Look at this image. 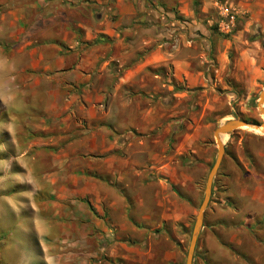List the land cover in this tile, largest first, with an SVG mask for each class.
I'll list each match as a JSON object with an SVG mask.
<instances>
[{"label": "rangeland", "instance_id": "374dc122", "mask_svg": "<svg viewBox=\"0 0 264 264\" xmlns=\"http://www.w3.org/2000/svg\"><path fill=\"white\" fill-rule=\"evenodd\" d=\"M262 93L264 0H0V262L186 264ZM261 131L227 135L193 264H264Z\"/></svg>", "mask_w": 264, "mask_h": 264}, {"label": "water", "instance_id": "95a60500", "mask_svg": "<svg viewBox=\"0 0 264 264\" xmlns=\"http://www.w3.org/2000/svg\"><path fill=\"white\" fill-rule=\"evenodd\" d=\"M263 103H264V93H262L260 96V107ZM261 113L264 114V108L262 107H261ZM246 125L255 126L257 128L262 127L264 129V124H262L261 126H258V125L248 124L244 120H234V121H228V122L222 123L214 132V137L216 139V144L218 147L217 159L213 167L211 168V171L207 178L204 198H203L201 207L198 211V214L196 216L194 228H193L192 235H191V242H190V246H189V250L187 254L186 264H193L195 250H196L197 243L199 241L201 231L203 228V224H204L205 213H206V210L208 209V206H209V203L212 197L213 183H214V180L223 162V158L225 155V146L222 144V139L224 138V136L229 135L241 129L242 127Z\"/></svg>", "mask_w": 264, "mask_h": 264}, {"label": "crops", "instance_id": "0c3cea01", "mask_svg": "<svg viewBox=\"0 0 264 264\" xmlns=\"http://www.w3.org/2000/svg\"><path fill=\"white\" fill-rule=\"evenodd\" d=\"M248 56H249V58L251 59V64H253V63H258L256 60H255V58L253 57V55L252 54H248ZM159 57H160V52H158V51H156V52H154V53H152L151 55H149L146 59H145V61H144V63H143V67L142 68H147V67H156V65L158 64V61H159ZM83 70V69H82ZM81 75H83L84 76V74H82L81 73ZM122 81H124V83H127V82H129V80L127 79H122ZM121 202V200L118 202V203H120ZM110 207H113V205H111ZM99 223L97 224V226H98V228L99 229H101V230H104V228H103V226H102V224L100 223V221H98ZM120 223H117L116 222V225H119ZM10 245V247H8L7 245L5 246L6 248H3L2 249V251L4 250L5 252L6 251H9L12 247H14V248H12L13 250H15V251H18V250H21V251H26L27 253H29V252H35V249H34V247H29L28 245L27 246H22V245H16V246H14V245H11V243L9 244ZM1 259L4 261V262H0V264H61V262H7L6 261V258H5V256H4V258L3 257H1ZM27 259V258H26ZM28 260V259H27ZM65 264L67 263V262H64ZM71 263H73V262H71ZM76 263V262H75ZM81 264V263H80ZM91 264H102V262H91Z\"/></svg>", "mask_w": 264, "mask_h": 264}, {"label": "bare ground", "instance_id": "6f19581e", "mask_svg": "<svg viewBox=\"0 0 264 264\" xmlns=\"http://www.w3.org/2000/svg\"><path fill=\"white\" fill-rule=\"evenodd\" d=\"M260 110H261V108H260ZM244 127H245V128H249V129H251V130H253V131H256V132H260V133H262L261 130L264 131V129H262V128H259V127L256 128V127L251 126V125H246V126H244ZM226 137H227V135L224 136V138L222 139V144H223V145L226 143Z\"/></svg>", "mask_w": 264, "mask_h": 264}, {"label": "trees", "instance_id": "16d2710c", "mask_svg": "<svg viewBox=\"0 0 264 264\" xmlns=\"http://www.w3.org/2000/svg\"><path fill=\"white\" fill-rule=\"evenodd\" d=\"M221 169V168H220ZM219 172H220V170H219ZM219 172H218V174H219ZM213 192H214V187H213Z\"/></svg>", "mask_w": 264, "mask_h": 264}]
</instances>
